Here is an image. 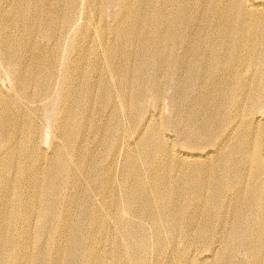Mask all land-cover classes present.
I'll return each mask as SVG.
<instances>
[{"label":"bare ground","instance_id":"1","mask_svg":"<svg viewBox=\"0 0 264 264\" xmlns=\"http://www.w3.org/2000/svg\"><path fill=\"white\" fill-rule=\"evenodd\" d=\"M0 264H264V0H0Z\"/></svg>","mask_w":264,"mask_h":264}]
</instances>
